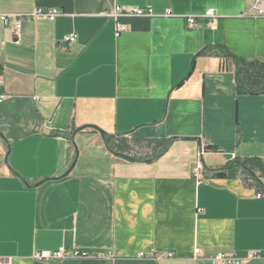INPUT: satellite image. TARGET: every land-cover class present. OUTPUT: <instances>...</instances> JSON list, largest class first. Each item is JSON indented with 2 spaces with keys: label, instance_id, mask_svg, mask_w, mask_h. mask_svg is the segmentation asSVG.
<instances>
[{
  "label": "crops",
  "instance_id": "obj_1",
  "mask_svg": "<svg viewBox=\"0 0 264 264\" xmlns=\"http://www.w3.org/2000/svg\"><path fill=\"white\" fill-rule=\"evenodd\" d=\"M51 7L53 21L28 16ZM115 7L151 15L120 17L119 32ZM1 14L23 17L18 39L0 21L9 264H214L217 253L264 264V176L225 168L264 163V92L237 91L234 59L264 62V0H0ZM107 136L151 150L115 152ZM158 141L166 150L144 159ZM61 246L62 259L31 257Z\"/></svg>",
  "mask_w": 264,
  "mask_h": 264
},
{
  "label": "built area",
  "instance_id": "obj_2",
  "mask_svg": "<svg viewBox=\"0 0 264 264\" xmlns=\"http://www.w3.org/2000/svg\"><path fill=\"white\" fill-rule=\"evenodd\" d=\"M61 14V11L56 7H51L47 9L37 8L35 9L29 16L30 19L39 20L45 19L49 21H53L57 16ZM151 15V11L149 9H139V8H132L128 10H124L120 7H115L112 11L108 13L109 17H113L117 20L116 28L117 31L121 32L125 29V25L118 22L120 17L125 16H146ZM13 17V23L10 22V18ZM203 17L210 19L211 21L215 20L217 17V13L214 9H207L203 14ZM23 17L21 15H0V21L7 26L11 27L13 36L18 39L19 37V29H20V21ZM187 25L189 28L194 27L197 23V20L194 17H188ZM75 40L74 34H68L64 37L65 42H73ZM201 152V151H200ZM198 167L195 169V173H197ZM255 196L257 198H264V181L261 182L260 188L256 191ZM67 255V250L65 247L61 246L56 250H42V251H34L31 257L37 261H52V260H59L64 258ZM85 252H79L76 250L72 251V256L79 257L85 256ZM167 257H172L173 253H167ZM195 256H203V251L201 249L195 250ZM254 258V254H250L248 259ZM214 264H243L245 259H241L238 257H234L232 255L226 253H217L212 257ZM0 264H9V257L1 256L0 255Z\"/></svg>",
  "mask_w": 264,
  "mask_h": 264
},
{
  "label": "trees",
  "instance_id": "obj_3",
  "mask_svg": "<svg viewBox=\"0 0 264 264\" xmlns=\"http://www.w3.org/2000/svg\"><path fill=\"white\" fill-rule=\"evenodd\" d=\"M202 54L212 53L210 47H205ZM224 53L231 56L230 53L224 50ZM236 63L237 78L236 86L237 91L246 93H262L264 92V62L259 61H248L241 58H234ZM107 146L112 151H129L130 147L126 144V141L114 143L111 142L109 136L105 137ZM153 144L151 154L147 156L146 160H152L158 157L168 147V142L158 141ZM226 170L231 171L232 174L244 175L245 179L254 178L255 181L260 183L259 179L254 176V171L259 170L264 176V163L259 159H245V160H234L230 162L226 167ZM261 186V183H260Z\"/></svg>",
  "mask_w": 264,
  "mask_h": 264
},
{
  "label": "rangeland",
  "instance_id": "obj_4",
  "mask_svg": "<svg viewBox=\"0 0 264 264\" xmlns=\"http://www.w3.org/2000/svg\"><path fill=\"white\" fill-rule=\"evenodd\" d=\"M134 140L135 139H132V138L131 139H128V140H126V143L128 141V145L130 143L131 145L134 146L133 148H134V151H136V154H146L147 151L150 152L148 150V149H150V147L148 146V144H147L148 142L145 139H137V141H136L137 144H136V142L135 143L132 142Z\"/></svg>",
  "mask_w": 264,
  "mask_h": 264
},
{
  "label": "water",
  "instance_id": "obj_5",
  "mask_svg": "<svg viewBox=\"0 0 264 264\" xmlns=\"http://www.w3.org/2000/svg\"><path fill=\"white\" fill-rule=\"evenodd\" d=\"M227 174L222 170H216L212 173V178L225 177Z\"/></svg>",
  "mask_w": 264,
  "mask_h": 264
}]
</instances>
